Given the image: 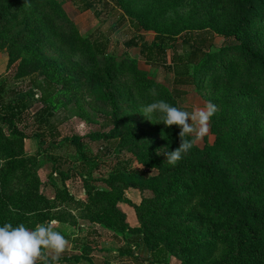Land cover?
<instances>
[{"label": "rangeland", "instance_id": "rangeland-1", "mask_svg": "<svg viewBox=\"0 0 264 264\" xmlns=\"http://www.w3.org/2000/svg\"><path fill=\"white\" fill-rule=\"evenodd\" d=\"M91 1L0 0L3 102L31 88L22 74L34 70L60 91L48 118L55 139L34 124L42 104L33 88L28 129L11 134L0 121V225L45 224L65 237L58 261L44 249L35 264H264V164L251 161L264 145V71L236 43L221 51L216 37L176 100L174 72L125 47L240 24L243 42L264 57V0L250 14L241 0H94L85 8ZM53 62L70 74L44 72ZM105 68L115 114L95 81ZM155 100L188 111L217 106L208 132L175 164L157 149L178 146L176 127L142 114Z\"/></svg>", "mask_w": 264, "mask_h": 264}, {"label": "trees", "instance_id": "trees-1", "mask_svg": "<svg viewBox=\"0 0 264 264\" xmlns=\"http://www.w3.org/2000/svg\"><path fill=\"white\" fill-rule=\"evenodd\" d=\"M92 2H94V0L85 3V8L91 9L94 6ZM241 3L246 14H250L254 9L255 0H241ZM216 37H220L222 40L221 45L223 47L220 49L221 51L225 50V48H230V44L236 43L234 46H238L240 50L248 56V60L251 61L249 62L254 63L264 71V57L243 42L240 24H237L232 31H220L216 34L203 29L188 30L178 37L158 35L154 37L150 45L141 44L130 39L125 43V47L138 48L139 55L148 65L156 68L160 67L167 72H174L171 95L173 99L177 100L186 93V91L180 89V87L191 86L194 82L190 73L191 68L198 65L202 60L211 58L210 49L214 46ZM43 69L44 72L51 69L55 72L70 74V70L67 66L57 62L51 64L46 63V65H43ZM43 74V71L37 73L36 70L27 74L23 73L22 78H29L31 88L27 91H12L11 94L14 97L13 102L4 103L0 95V121L4 126L9 128L11 134L21 135L28 129V124L24 121L25 117L23 116V112L26 111L27 102H29V100H34V96H36L35 91L32 90L33 88L39 90L40 94L36 101L42 104L41 109L35 113L36 117L34 118V124L37 123L39 128H42V126H45V129L51 127L50 131H48L50 136L53 139L58 136L56 129L50 124L48 118L53 114L51 112L52 104H54L53 102L56 100L60 91L57 85L46 76H42ZM95 81L101 87L102 95L115 114L116 100L112 92V79L109 70L107 68L103 69L102 76ZM1 92H3V86H0V93ZM41 132L45 133L47 131ZM33 134L35 137L42 138L41 140H43V135L39 131L36 130ZM68 142L70 146L76 147V149L79 146L76 139H71ZM251 161L255 166L264 164V145L257 149ZM118 174H120V178H126L122 173L118 172ZM50 263L51 261L49 260L46 262V264ZM156 263L161 262L157 261Z\"/></svg>", "mask_w": 264, "mask_h": 264}, {"label": "clouds", "instance_id": "clouds-1", "mask_svg": "<svg viewBox=\"0 0 264 264\" xmlns=\"http://www.w3.org/2000/svg\"><path fill=\"white\" fill-rule=\"evenodd\" d=\"M216 111L217 106L211 101H207L202 108L188 111L164 100H155L143 107L142 114L150 121L155 115V123L165 127H176L178 146L172 150L168 147L157 149L158 155H165L166 162L175 164L182 154L193 147L197 138H202L208 132V122ZM10 211L14 212L15 209L10 207ZM66 245L65 237L45 224L31 229L23 223L16 226L11 223L0 225V264H35L44 249L51 250L54 253L53 261H58Z\"/></svg>", "mask_w": 264, "mask_h": 264}]
</instances>
